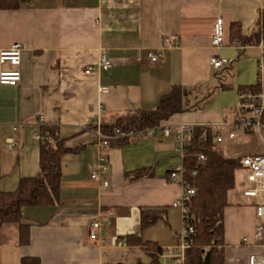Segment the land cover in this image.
Returning a JSON list of instances; mask_svg holds the SVG:
<instances>
[{"label": "crops", "instance_id": "crops-1", "mask_svg": "<svg viewBox=\"0 0 264 264\" xmlns=\"http://www.w3.org/2000/svg\"><path fill=\"white\" fill-rule=\"evenodd\" d=\"M263 11L264 0H19L17 8L0 7V52L14 42L23 45L21 80L0 84V188L13 191L21 178L38 175L43 141L34 133L42 126H56L70 150L61 159L55 203L22 209L30 223L29 243L18 241L17 225L0 227V264H20L26 256L41 264L150 262L145 247L127 242L132 234L161 245L162 264H184V250L177 245L182 218L172 205L182 187L169 180L170 170L181 164L174 134H138L103 148L96 131L85 127L155 109L180 85L183 110L162 124L175 129L209 122L226 137L239 88L256 82L260 56L256 45L231 43L229 28L239 23L243 34H252ZM218 17L227 30V44L220 49L211 45ZM254 49L258 54L250 53ZM149 53L158 60L151 61ZM102 54L112 61L108 69L98 66ZM214 54L230 63L213 68ZM16 68L0 62V72ZM101 163L97 182L90 173ZM228 201L225 264H248L255 249L243 239L252 241L257 225L253 200L233 191ZM144 210L162 216L142 227ZM95 220L102 226L99 239L90 236Z\"/></svg>", "mask_w": 264, "mask_h": 264}, {"label": "trees", "instance_id": "trees-1", "mask_svg": "<svg viewBox=\"0 0 264 264\" xmlns=\"http://www.w3.org/2000/svg\"><path fill=\"white\" fill-rule=\"evenodd\" d=\"M19 0H0L2 9L17 8ZM259 29L252 34H243L239 23H232L229 28V40L243 45H257L264 37V11L258 21ZM227 33V30H226ZM227 42V39H226ZM224 88L228 87L223 85ZM247 86H240L243 89ZM183 110V88L174 85L165 94L155 109H140L118 114L112 121H101L100 130L110 137L109 146L122 145L131 138L115 137L116 130L122 133L134 131L140 134L149 127L162 124L172 115ZM91 130L97 131V124L91 123ZM208 131L206 126L197 125L192 142L186 147L184 157L185 179L190 187L195 188V195L189 204V223L194 232L190 235V245L184 251V264H225L223 249L224 209L229 204L230 192L235 187L236 171L241 168L240 156H225L218 144L204 139ZM40 132L47 135L40 147V172L36 176L23 177L18 187L13 191H3L0 188V227L14 224L18 228V241L27 244L30 241L29 227L22 209L31 205H49L55 203L59 196L62 176L61 159L69 148L65 146L56 126H42ZM206 156L204 162L198 155ZM196 173L194 174V172ZM159 210H144L141 226L154 224L161 217ZM127 242L145 247L151 260L148 263L162 264L160 255L163 248L152 240H143L132 234L127 236ZM20 264H41L40 259L33 256L23 257Z\"/></svg>", "mask_w": 264, "mask_h": 264}, {"label": "built area", "instance_id": "built-area-1", "mask_svg": "<svg viewBox=\"0 0 264 264\" xmlns=\"http://www.w3.org/2000/svg\"><path fill=\"white\" fill-rule=\"evenodd\" d=\"M227 44L226 42V27L222 17H218L214 23L213 32L211 36V45L217 49L222 48ZM235 45H240L245 48L246 45L234 42ZM260 50V56L257 60V79L253 85H249L238 91L237 102L233 107V120L226 124L228 128L227 135L230 139H235L239 135L245 136L255 135L258 136L261 141V149L258 152H249L240 156L241 169L246 173L245 182L246 188L242 194L247 200H253L255 215L257 219V225L254 231L253 239L250 241L248 238H244L243 242L249 243L255 251L249 255L248 264H264V37L260 38L259 43L256 45ZM23 45L21 42H14L9 49L0 52V62H9L11 65L17 67L14 70H3L0 72V84L16 85L21 80V71L18 68L22 60ZM159 55L155 53H149L151 61L158 60ZM230 60L220 54H214L210 58V65L215 69H222L228 65ZM112 61L102 54L98 66L102 69H108L111 67ZM92 66H89L85 72L90 73ZM108 89L102 88L103 92ZM42 122V119L40 120ZM101 122L97 120L98 129L96 131L99 138L101 147L109 146L110 137L105 136L100 130ZM197 125L193 124H180L175 129L170 126L160 124L152 126L142 131L140 135L146 137L154 136L159 133L164 135L174 134L178 146L177 151L181 158V164L174 167L169 172V180L177 182L182 187V193L179 198L173 201L172 205L180 209L182 218V229L178 234L179 248L185 251L190 245V235L194 232L193 226L189 223V204L191 197L195 195V188L190 187L185 179V167L184 157L186 147L192 142L195 128ZM208 131L203 134L204 139L211 143L219 144L224 140V135L221 131H218L214 126H206ZM138 133L130 131L128 133H122L120 130H116L115 137L126 136L133 138ZM34 137L38 140L44 141L46 136L37 130L34 133ZM17 142L13 140L10 143V148H16ZM199 161L204 162L206 156L203 153L198 155ZM102 162L107 160L105 154L101 155ZM103 165L100 164L99 168L93 170L90 173V178L101 182L100 170ZM196 171L194 172V174ZM104 187H109L108 180H103ZM90 236L93 239H99L101 233V222L95 220L90 225ZM126 243V241H121Z\"/></svg>", "mask_w": 264, "mask_h": 264}, {"label": "rangeland", "instance_id": "rangeland-1", "mask_svg": "<svg viewBox=\"0 0 264 264\" xmlns=\"http://www.w3.org/2000/svg\"><path fill=\"white\" fill-rule=\"evenodd\" d=\"M259 50L258 49H254L251 50L250 53L252 55H256L258 54ZM215 108V107H214ZM207 110H215L212 109V107H207ZM232 115L229 114L228 115V121L231 120ZM195 125H200V126H209L211 125V123L209 122H205V123H194ZM228 129H226L224 132V134L226 133ZM261 141L259 140L258 136L255 135H249V136H245L243 134L239 135L237 138L235 139H230L228 136H226L224 138V140L222 142H220L218 144V147L220 149L223 150L225 156L228 157H239L242 154H246L249 152H258L261 149ZM245 175L246 173L244 172L243 169H238L236 171V177H235V187L234 189L231 191H237L240 192L242 194L243 190L246 188L247 184L245 182ZM181 214V212H180ZM181 224H182V219H181ZM182 229V226H181ZM180 229V231H181ZM179 244V241H177V245Z\"/></svg>", "mask_w": 264, "mask_h": 264}]
</instances>
